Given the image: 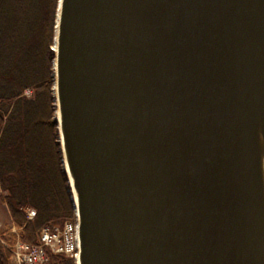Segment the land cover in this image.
Returning <instances> with one entry per match:
<instances>
[{
	"label": "water",
	"instance_id": "obj_1",
	"mask_svg": "<svg viewBox=\"0 0 264 264\" xmlns=\"http://www.w3.org/2000/svg\"><path fill=\"white\" fill-rule=\"evenodd\" d=\"M56 29L77 264H264V0H59Z\"/></svg>",
	"mask_w": 264,
	"mask_h": 264
},
{
	"label": "trees",
	"instance_id": "obj_2",
	"mask_svg": "<svg viewBox=\"0 0 264 264\" xmlns=\"http://www.w3.org/2000/svg\"><path fill=\"white\" fill-rule=\"evenodd\" d=\"M58 7L59 0H0V202L29 244L38 243L42 227L74 217L56 121ZM47 254L48 264H75ZM9 258L0 242V264H12Z\"/></svg>",
	"mask_w": 264,
	"mask_h": 264
},
{
	"label": "built area",
	"instance_id": "obj_3",
	"mask_svg": "<svg viewBox=\"0 0 264 264\" xmlns=\"http://www.w3.org/2000/svg\"><path fill=\"white\" fill-rule=\"evenodd\" d=\"M26 215L28 220H32L35 211L27 209ZM10 233L15 236L11 243L4 241L1 235L0 241L9 251L12 264H48L47 253L69 257L77 262L79 256L77 220L66 221L61 226L42 227L37 244L21 241L18 229L14 228Z\"/></svg>",
	"mask_w": 264,
	"mask_h": 264
},
{
	"label": "crops",
	"instance_id": "obj_4",
	"mask_svg": "<svg viewBox=\"0 0 264 264\" xmlns=\"http://www.w3.org/2000/svg\"><path fill=\"white\" fill-rule=\"evenodd\" d=\"M0 214L3 215V220H2L3 223L0 222L1 233H7L8 231L13 230L14 228H16L13 225V223L11 222V219H10V217L8 215L6 207L1 202H0ZM0 219H2V217H0ZM10 261H11V259H10Z\"/></svg>",
	"mask_w": 264,
	"mask_h": 264
},
{
	"label": "bare ground",
	"instance_id": "obj_5",
	"mask_svg": "<svg viewBox=\"0 0 264 264\" xmlns=\"http://www.w3.org/2000/svg\"><path fill=\"white\" fill-rule=\"evenodd\" d=\"M56 34H57V29H56ZM55 40H56V36H55ZM54 49H55V47H54ZM54 67H55V64H54ZM54 73H55V68H54ZM54 90H55V88H54ZM54 93H55V91H54ZM56 119L59 120L58 110L56 111ZM60 143H61V138H60ZM64 165H65V168H66L65 161H64ZM261 170H262V174H263V187H264V164H263V162L261 163ZM69 185H70V187H72V180L70 178H69ZM71 190H72V188H71ZM72 197H73V200L76 201V195H75L74 191H72Z\"/></svg>",
	"mask_w": 264,
	"mask_h": 264
},
{
	"label": "rangeland",
	"instance_id": "obj_6",
	"mask_svg": "<svg viewBox=\"0 0 264 264\" xmlns=\"http://www.w3.org/2000/svg\"><path fill=\"white\" fill-rule=\"evenodd\" d=\"M55 91V90H54ZM57 111V110H56ZM57 128H58V125H57ZM58 134H59V129H58ZM60 148H61V145H60ZM61 152H62V149H61ZM62 157H63V155H62ZM62 162H63V169H64V171H65V173H66V168H65V165H64V159H62ZM66 176H67V173H66ZM67 180H68V185H69V178H68V176H67ZM69 187H70V185H69ZM70 190H71V187H70ZM71 199H72V201H73V197H72V190H71ZM73 204H74V201H73ZM76 211H75V209H74V217H73V219L71 220V221H75V220H77V218H76ZM0 217H2V219H0V222L1 223H3L2 222V220H3V215L2 214H0ZM50 254V253H49ZM48 255V254H47ZM66 258H69V257H66ZM71 259V258H70ZM73 261H74V263H75V260L74 259H72ZM76 264V263H75Z\"/></svg>",
	"mask_w": 264,
	"mask_h": 264
}]
</instances>
